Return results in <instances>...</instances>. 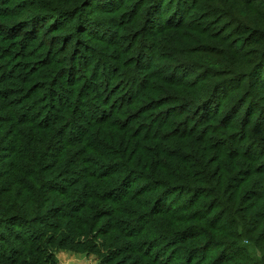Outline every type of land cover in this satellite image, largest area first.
<instances>
[{"label":"trees","instance_id":"obj_1","mask_svg":"<svg viewBox=\"0 0 264 264\" xmlns=\"http://www.w3.org/2000/svg\"><path fill=\"white\" fill-rule=\"evenodd\" d=\"M115 1L32 0L28 8L18 2L10 15L6 13L11 9L0 7V14H5L4 20L18 18L9 25L16 30L14 36L40 35L44 42L54 38L44 26L65 20L70 25L57 32L60 35L51 45L59 39L60 52L69 58L68 70L78 72L87 64L81 50L91 53L96 40L110 36L105 21L91 18V13L123 6L115 8L111 4ZM139 4L142 10L131 24L141 26V33H147L149 24L179 31L188 25L186 14L194 17L199 8V32L224 47L219 72L242 79L249 89L243 104L248 111L255 106L253 92L264 87V0H142ZM162 8L169 10L168 17ZM38 20L42 25L36 29ZM217 24L225 36L209 30ZM5 27L0 25L2 37L10 34ZM148 42H139L136 55ZM19 43L16 60L28 47L24 40ZM0 50V237L4 238L0 264H56L59 251L93 255L98 264H240L241 259L219 250H239L237 240L250 243L245 251L256 248V242L264 244V140L255 134L239 139L229 134L235 129L229 118L233 121L239 115L238 103L227 106L225 101L212 119L207 118L222 80L212 87V83L198 86L182 98L177 96L180 81L168 79L156 97L144 101L139 94L137 100L146 105L143 111L133 115L129 112L133 103L126 102L114 112L125 117V125L96 121L88 123L82 137H75L70 130L78 128L72 115L78 106L71 98L53 103L58 82L63 83V73L52 81L55 59L38 63L29 77L23 69L7 70V63L13 62L10 52ZM44 78L48 83L40 81ZM168 104L186 107L188 124H218L219 137L198 136L194 126L180 135L156 129L152 137L141 136L140 116L150 107ZM210 134L217 133L212 129ZM168 192L191 197L180 206L179 201L173 203L176 208L165 207ZM245 212L248 222L256 220L254 227L248 228L243 217L234 219V213ZM12 225L22 231L33 229L35 238L28 239V231L24 237L9 233L13 236L9 240L1 230ZM10 243L23 248L12 251ZM164 247L173 250L169 256ZM259 250L247 264H264V247Z\"/></svg>","mask_w":264,"mask_h":264},{"label":"rangeland","instance_id":"obj_2","mask_svg":"<svg viewBox=\"0 0 264 264\" xmlns=\"http://www.w3.org/2000/svg\"><path fill=\"white\" fill-rule=\"evenodd\" d=\"M30 1L32 0H0V7H2L1 9H11L10 12L6 13L10 15V13L14 12L15 8L13 7L18 2L25 8H28ZM140 2L142 0H117V2L111 3L113 4L112 6L116 5L115 8H118L123 3L124 7L110 10L107 13L102 11L90 12L91 18L105 21L106 25L105 23L103 25H105L104 27L110 36L104 41L96 40L91 45V53L86 50H81L84 55L82 60L87 64L80 66L78 72H74L72 69L68 70L67 62L69 58L67 55H62L63 52H60L61 46L59 45V39H57L58 42L55 46L54 44L51 45L53 40L55 41V37L60 35L57 32H63V27L70 25L65 20H52L50 26L48 23L44 26V29L47 28L51 32L50 36L54 37L52 38V42L51 40L50 42H44L40 35L37 36L38 38H34L31 35L26 37L21 34H19L21 36H14L16 30L10 28L9 25H12L11 23L18 18L15 16H7L8 18L4 20L3 17L5 14H0V25H6L5 30L10 33L8 36H0V47L8 49L10 58L12 59L11 61H13L7 63V70L17 71L18 69H23L24 75L33 77V71L37 69V64L43 63L46 60L55 59L59 65H66L59 66L56 64L52 68V71H54L51 75L52 77L50 76L52 81H55L63 73L60 80L63 83L58 82L60 87L57 88V92H59L53 96V103L62 104L66 98H71L74 101V105L76 104L78 106L76 108L78 112L75 110L72 112L74 125L78 128L70 130L71 133H74L73 135L75 137H82L84 131L90 128L88 127V123H95L96 121L110 122L113 125L118 123L120 126L125 125V117L115 114L123 106V103H133V105L131 104L132 106L129 112H133V115L138 114L146 108L143 101L139 102L137 100L139 94L144 101L150 99L152 96H157L155 94L157 93L156 91L162 87H166L165 85L167 83L165 81L168 79L180 81V90L177 96L182 98L191 96L194 88L198 86L202 87V85H210L212 83V87L213 84H217L222 80L220 91L213 103L214 108L209 112L207 118L212 119L223 108L225 101L227 102V106L238 103L240 105L238 106L240 107L239 115L237 114V117L233 121H231L232 117L229 118V122L235 124V129L229 131V134H232V137H236L237 139L239 137L248 138L249 135L255 134L258 139L262 138L264 140V87L257 86L255 88L253 92L254 97L251 99L254 100L255 106L251 107V110L248 111L249 106L245 108L243 101L247 94L245 91L249 89L248 87H243L241 84L243 80L237 76L229 78L228 73L219 72L222 68L218 65V61H221L223 58L222 50L224 47L206 38L205 35L199 32V27L202 24L198 16L201 10L195 8V11L192 13L194 17L189 18L188 15L191 13L186 14L185 22L188 25L179 31L173 29V27L169 28V25L165 26V24H149L146 30L147 33H141V26L139 28V25L131 24L132 18L142 10V7L139 6ZM161 11H163L165 17H168L166 11L169 10L164 12V8H162ZM112 22L114 23L113 25L111 24ZM41 25L42 20H38L35 23V28L39 29ZM219 28L220 24H217L209 30L215 34L225 36V34L220 33L221 30ZM38 31L41 33V30ZM145 38L149 39L148 46L142 49V52H139L140 54L138 53L140 57L137 58L139 55H136V50L139 49V42L143 39L147 40ZM22 40L25 41V45H28V47L23 51L24 55L16 60L19 55L17 54V48L21 47V45H17L16 43L20 42L19 44H21ZM53 46L55 48L51 50ZM239 46L240 43L235 46V49ZM1 53L3 51L0 50ZM88 57L96 59L97 61L91 60ZM134 58L137 59L134 60ZM19 65H22V67ZM96 66H100V68H96ZM76 73H79L80 76H75ZM40 81L48 83L49 80L44 78ZM85 88L86 90H84ZM44 96L45 92L41 94L40 100ZM227 100H229V103ZM54 109L58 110V105ZM186 109V107L184 108L181 105L172 104H168L162 108L150 107V110H147L140 116L143 120L138 122L137 130H141V136L148 134L152 137L156 129L166 131L169 134L180 135L183 132L189 131L194 126L196 128L195 132H198V136L205 134L211 138L219 137L218 133L221 126L218 124L209 122L199 123L198 125L188 124L189 120L187 119L189 113L186 112L189 110ZM53 112L55 113L56 111ZM72 115L69 114L68 116L71 117ZM162 116H165L167 119H162L161 121ZM168 122L171 123L170 126ZM225 122L228 123V120ZM96 129L98 127L94 131ZM212 129L217 134H210V130ZM63 138L67 137L64 136ZM90 143L93 142L91 141ZM223 150L227 151L228 149L225 147ZM10 156L12 155L10 154ZM7 157L9 156L7 155ZM8 160H4V162ZM4 168L7 169L8 167L5 166ZM134 181V178L130 179V183H134ZM137 183L140 184L141 181ZM175 195L173 192L166 194L165 207L170 206L176 208L173 203L179 201L177 205L180 206L181 204L187 203L191 197L187 193ZM206 201L208 202V200ZM214 211L215 213H219L217 210ZM233 217L234 219L240 220L243 217V222L247 224L248 228H252L256 224L255 219H250L248 222L246 212L244 214L234 213ZM5 228L7 230H1L2 235L6 238L9 236V240L13 237L9 233H15L17 236L24 237V234L28 231L30 234L27 238H35L33 229L28 230L22 228L24 229L22 231L19 225L6 226ZM38 229L39 227L36 226V230ZM3 239V237H0V245H4V242H2ZM254 242H256V238L251 241V243ZM237 243L240 247L239 250L223 249L219 251L226 252L227 256L238 257L241 259L240 264L250 263L249 259L255 258L258 251H260L259 249L264 247V244L256 242V248L253 246L251 250L245 251L247 247H250V243L241 242L240 240H237ZM10 248L12 251H18L23 247L22 245L14 247V244L10 243ZM164 249L168 250L164 251L167 256L173 251L168 247H164ZM7 255L16 257L14 252L13 254L12 252H8ZM47 261H49V257ZM54 261L56 264H98L99 260L93 255L59 251L55 254Z\"/></svg>","mask_w":264,"mask_h":264}]
</instances>
